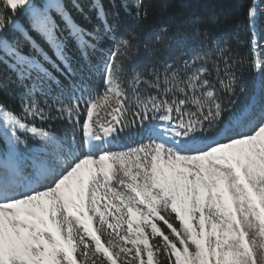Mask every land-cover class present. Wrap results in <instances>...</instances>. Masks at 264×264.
I'll use <instances>...</instances> for the list:
<instances>
[{
	"label": "snow or ice",
	"instance_id": "1",
	"mask_svg": "<svg viewBox=\"0 0 264 264\" xmlns=\"http://www.w3.org/2000/svg\"><path fill=\"white\" fill-rule=\"evenodd\" d=\"M118 7L149 18L142 0ZM247 18L256 80L237 106L238 53L189 55L207 27L146 33L104 0H0V88L21 108L0 103V264H264V0ZM141 47L147 62L129 63Z\"/></svg>",
	"mask_w": 264,
	"mask_h": 264
},
{
	"label": "trees",
	"instance_id": "2",
	"mask_svg": "<svg viewBox=\"0 0 264 264\" xmlns=\"http://www.w3.org/2000/svg\"><path fill=\"white\" fill-rule=\"evenodd\" d=\"M33 2L39 7L52 3L53 0H33ZM133 2L134 0H129V7H131ZM250 2L251 0H142L141 11H143L144 6H147L149 11L148 20H144L142 18H136V10L134 8H132L131 14L125 13L123 9L118 7L119 0H116L117 7L115 9L112 7L111 0H104L105 7L110 12H119V18L123 25L143 28L146 33L151 30L148 25L156 29L161 24L168 25L173 29L193 25L207 27L211 36L205 42L206 47L200 49L198 46L200 38L194 37L189 41V55L197 51L202 53L203 51L215 50L217 47H224L225 43H227L229 49L235 50L238 53V58L243 60L244 63L240 64L236 71L245 82L247 90L242 93L238 92L236 96L232 97L236 101L237 106L245 103L248 97L251 96L254 80H256V70L249 63L252 59V32L247 18V10ZM64 3L71 9V0H64ZM82 3L84 4L85 12H87L90 0H82ZM51 14L59 22V17L56 16L54 9ZM72 14L79 23L86 27L91 28L93 24L97 23L94 12L89 13L90 19H85L74 9H72ZM213 18L215 19V23L212 22ZM20 20L21 23L27 25V20L23 15H21ZM36 39L39 40V37L37 36ZM24 50L28 51L27 45L24 46ZM144 62L147 61L142 47L138 52L133 51L129 54V63L139 64ZM7 75V71L0 65V79H3ZM96 85L97 87H102V81L97 80ZM18 91L19 89L14 84H8L6 87L0 88V103H3L8 109L19 115L21 108L16 96ZM50 115H56V113L53 112ZM81 119H83V116ZM26 122L30 126L34 124L57 135L65 132L71 134L72 131L69 124L60 119L41 121L39 118L32 119L29 117ZM120 135L123 139L126 133H121ZM77 137L79 138L78 134ZM21 138L28 139L30 144L36 143L30 133L21 134Z\"/></svg>",
	"mask_w": 264,
	"mask_h": 264
},
{
	"label": "rangeland",
	"instance_id": "3",
	"mask_svg": "<svg viewBox=\"0 0 264 264\" xmlns=\"http://www.w3.org/2000/svg\"><path fill=\"white\" fill-rule=\"evenodd\" d=\"M257 31L259 34H264V32L261 31V25H257ZM259 46H264V40L259 41Z\"/></svg>",
	"mask_w": 264,
	"mask_h": 264
},
{
	"label": "bare ground",
	"instance_id": "4",
	"mask_svg": "<svg viewBox=\"0 0 264 264\" xmlns=\"http://www.w3.org/2000/svg\"><path fill=\"white\" fill-rule=\"evenodd\" d=\"M255 81V80H254Z\"/></svg>",
	"mask_w": 264,
	"mask_h": 264
}]
</instances>
